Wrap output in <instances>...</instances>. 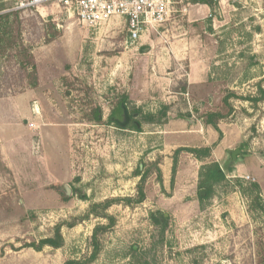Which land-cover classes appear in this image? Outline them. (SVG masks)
<instances>
[{
  "label": "rangeland",
  "instance_id": "1",
  "mask_svg": "<svg viewBox=\"0 0 264 264\" xmlns=\"http://www.w3.org/2000/svg\"><path fill=\"white\" fill-rule=\"evenodd\" d=\"M22 1L0 0V103L23 105L29 114L15 118L7 111L4 121L12 132L29 130L16 137H31L33 152L45 147L57 171L72 176L24 187L0 149V264H264V0L205 4L211 76L193 98L190 58L179 60L182 52L170 48L192 31L190 6L204 3L185 0L162 27L131 42L122 17L90 27L53 1L37 7ZM168 75L175 83L150 98L149 107L129 99L128 89L141 94L147 82ZM124 96L137 123L122 127L110 117ZM214 112L222 116L211 121L243 128L242 146L261 158L263 175L233 177L234 162L225 172L203 167L191 198L171 205V183L156 181L168 153L159 151V135L148 133L172 114L207 121ZM55 127L67 136L52 132L55 142L43 140L45 129ZM181 151L172 154L173 170L183 162ZM217 169L224 175L219 180ZM193 197L208 203L198 221ZM57 228L62 245L37 248L42 239L57 238Z\"/></svg>",
  "mask_w": 264,
  "mask_h": 264
},
{
  "label": "crops",
  "instance_id": "2",
  "mask_svg": "<svg viewBox=\"0 0 264 264\" xmlns=\"http://www.w3.org/2000/svg\"><path fill=\"white\" fill-rule=\"evenodd\" d=\"M200 6L203 7L199 9L194 5L190 6L189 22L193 24L191 27L192 31H189L190 35L180 37V39L170 48L173 53L175 51L176 53H178V51L182 52V55L179 56V60L190 58V65H187L186 67V73L188 75L186 80L187 92L189 95L192 94V98L195 97V94L200 91L203 85H206L205 83L209 81L211 76L210 67L207 66L206 63L209 54L205 47L207 45V40L209 42V38L205 35L207 33L205 29H207L208 25L205 23L206 21H203L207 16L206 13L208 10L205 4ZM200 10L203 12L201 13ZM178 45L180 48L175 47ZM174 79V76L170 75L164 78H156L147 82V86L143 87V92H141V94L137 91L136 87L134 89H128L127 94L129 95V99H134L136 101V105H142L140 107L147 108L150 106V98L161 97L167 90L168 85L175 83ZM149 83L151 86L148 85ZM152 83L156 84V86L153 87ZM208 84L209 87L212 86L211 83ZM215 90L214 94H217L219 91L216 89V86ZM172 93L179 92L175 91ZM1 105L2 104L0 103V149L4 148V153L8 155L7 163L12 165L16 177L25 183L23 186L39 188L46 186V183L44 182L48 181L47 183H54L55 181H62L71 177V173L67 174L64 172L61 174V170L57 171L55 163H51V155H49L44 149V146L41 152L39 151L35 153L33 152V141L31 137H16L19 132L28 133V136H30L29 133L31 132L29 130L26 129V131L19 130V132H12L15 128H11L5 124L4 120L6 119L4 116L7 111H11V113L15 115V118L17 113L20 117L24 118L29 114L28 108L18 104L17 106H15V104L12 106V103H10L11 108H9V106L3 107ZM169 115H171V113H169ZM220 120L216 121L217 127H215L213 124H208L200 118L194 120L188 117L184 118L172 114L167 120L159 124V130L148 133V135H159L161 138L159 151L161 153H168V155L164 157V163L158 165L161 171V179L159 180L156 176V181L158 183L161 182V184L166 186L174 182L176 174L181 175L180 180L173 183V187L170 184L173 189L170 197L171 200L169 202L171 205H180L184 199L191 198L193 195V189L196 187L195 185L200 182L201 170L203 167L205 168L210 165H219L220 167H223L234 162L232 169V173H234L233 177H243L242 179H244V177L249 175L250 178L254 180H256L255 178L262 177L263 161L257 155L254 156L253 154L246 152L245 147L242 146V143L245 141V132L243 128L239 126V124H230ZM52 132L53 134H58L57 137L62 140L65 138V135L67 136L66 128L55 127V132L45 129L43 132L45 133L43 134V140H45L44 138L46 137L50 140L51 144L55 142L56 140L54 139L56 136L54 137ZM9 136L11 137L10 139L8 138ZM178 148L182 149L181 154H183V162H181V160L178 161L177 168H174L173 170L172 154ZM202 148H209L210 155L199 157V154L197 155L196 153L189 151V149ZM237 149H240L241 153L236 160H231L230 156L232 155V152ZM249 165L254 167L256 172L253 173L252 170L250 171ZM222 169L225 172L224 167ZM226 177H228V175H226ZM29 183H31V185H28ZM208 200L211 199L209 198ZM219 201L223 203L226 201V198ZM191 204L197 211L194 213L197 217V221L202 219V216L204 215L203 213L206 210L204 206L208 204L206 199L200 200L199 198L193 197ZM242 213L243 212L239 214L241 215L238 216L239 219H242V215L245 217L244 213Z\"/></svg>",
  "mask_w": 264,
  "mask_h": 264
},
{
  "label": "built area",
  "instance_id": "3",
  "mask_svg": "<svg viewBox=\"0 0 264 264\" xmlns=\"http://www.w3.org/2000/svg\"><path fill=\"white\" fill-rule=\"evenodd\" d=\"M49 0H26L22 7H37ZM74 15L82 24L96 27L114 16L126 20L129 39L139 40L144 32L158 30L185 0H50ZM247 179H251L249 175Z\"/></svg>",
  "mask_w": 264,
  "mask_h": 264
},
{
  "label": "trees",
  "instance_id": "4",
  "mask_svg": "<svg viewBox=\"0 0 264 264\" xmlns=\"http://www.w3.org/2000/svg\"><path fill=\"white\" fill-rule=\"evenodd\" d=\"M211 1L212 0H195V2H200V3L207 4V5H211ZM6 17H8V15ZM3 18H4V16L1 15L0 16V19H3ZM185 88H186V86L184 87V90H185ZM224 101L226 102L227 101V98H224ZM122 104L125 105V106H127L126 96L122 97L119 100V102H118V105L119 106H117L118 109L120 108L119 110H121V105ZM160 115H162V113H160ZM208 115H209L208 116L209 117V120H207L205 122L206 123L211 122V124H213L215 127H217L216 121H213V120L211 121V119H212L213 116L214 117L215 116L221 117L222 114L221 113H218V112H214L212 114L209 113ZM96 119H99L98 115H97ZM145 119L148 120V121H150V122H154V119L155 118H154V116H148ZM189 151L194 152L197 155L199 153H201V151L204 152L206 156H209L210 155V149L209 148H205V149H189ZM199 157H200V155H199ZM214 166H217L218 167V165H214ZM159 173H160L159 174V179H161V171H160V169H159ZM138 174H140V173L138 172ZM214 174H215L214 176L216 177V180H219L220 178H223V176H224L223 173L220 172V169L214 170ZM253 187L256 188V187H258V185L257 184H253ZM140 193H141V199H144L145 198V192H144V190L142 188L140 189ZM207 195H208V191H207ZM207 195L206 196H202V198L207 197ZM44 245L52 246V247H55V248L60 247L62 245L60 228H57V238H45V239H42L40 241V245L37 246V248H41ZM95 255H96V252L94 254V257H95ZM73 263H74L73 261H67L65 264H73Z\"/></svg>",
  "mask_w": 264,
  "mask_h": 264
},
{
  "label": "water",
  "instance_id": "5",
  "mask_svg": "<svg viewBox=\"0 0 264 264\" xmlns=\"http://www.w3.org/2000/svg\"><path fill=\"white\" fill-rule=\"evenodd\" d=\"M113 120H115L120 126L124 127L128 124L129 120H130V115H129V112H128V109L126 106H124V120H119V119H114L112 118ZM138 127H139V124H137ZM241 153V150L240 149H237L235 151L232 152V160H236L237 159V156L238 154ZM205 191L204 190H201L200 191V194L201 195H205Z\"/></svg>",
  "mask_w": 264,
  "mask_h": 264
},
{
  "label": "flooded vegetation",
  "instance_id": "6",
  "mask_svg": "<svg viewBox=\"0 0 264 264\" xmlns=\"http://www.w3.org/2000/svg\"><path fill=\"white\" fill-rule=\"evenodd\" d=\"M124 106L125 105H121V110L120 111H117V116H111L110 118H114V119H119V120H124ZM120 109V108H119ZM129 112V111H128ZM114 113V114H116ZM129 115H130V120L128 122V124H130L131 122H134V123H137L136 121H134V118L136 117L134 114H132L131 112H129ZM115 123H117L115 120H114ZM118 124V123H117ZM127 124V125H128Z\"/></svg>",
  "mask_w": 264,
  "mask_h": 264
}]
</instances>
